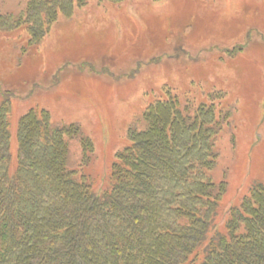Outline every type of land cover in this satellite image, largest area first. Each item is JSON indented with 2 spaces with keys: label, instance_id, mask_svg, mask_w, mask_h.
Wrapping results in <instances>:
<instances>
[{
  "label": "trees",
  "instance_id": "obj_1",
  "mask_svg": "<svg viewBox=\"0 0 264 264\" xmlns=\"http://www.w3.org/2000/svg\"><path fill=\"white\" fill-rule=\"evenodd\" d=\"M88 1L27 0L17 14L0 11V32L28 36L29 51ZM2 94L0 264H264V184L231 208L223 231L216 224L226 182L211 175L215 141L234 109L224 92L153 91L103 188L87 171L91 138L44 107L21 116L15 164L12 94Z\"/></svg>",
  "mask_w": 264,
  "mask_h": 264
},
{
  "label": "rangeland",
  "instance_id": "obj_2",
  "mask_svg": "<svg viewBox=\"0 0 264 264\" xmlns=\"http://www.w3.org/2000/svg\"><path fill=\"white\" fill-rule=\"evenodd\" d=\"M26 1L0 0V11L17 14ZM23 37L0 32V99L12 94L15 164L21 116L44 107L91 138L87 171L103 188L152 92L194 86L224 92L234 107L215 141L211 175L226 182L217 228L264 184V0H89L60 14L38 47L23 52Z\"/></svg>",
  "mask_w": 264,
  "mask_h": 264
}]
</instances>
